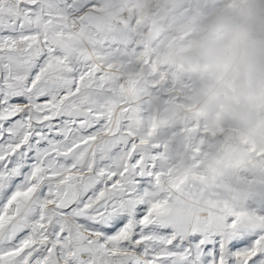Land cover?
Returning <instances> with one entry per match:
<instances>
[{"label": "snow or ice", "instance_id": "1", "mask_svg": "<svg viewBox=\"0 0 264 264\" xmlns=\"http://www.w3.org/2000/svg\"><path fill=\"white\" fill-rule=\"evenodd\" d=\"M122 2L0 0V264H264V132L230 149L192 119L181 169L145 103L172 45L113 22Z\"/></svg>", "mask_w": 264, "mask_h": 264}, {"label": "clouds", "instance_id": "2", "mask_svg": "<svg viewBox=\"0 0 264 264\" xmlns=\"http://www.w3.org/2000/svg\"><path fill=\"white\" fill-rule=\"evenodd\" d=\"M106 14L125 27L139 16L130 30L138 43L160 37L172 45L162 73L172 87L165 90L167 99L153 97L160 126L179 129L192 119L213 124L230 149L239 147L244 125L255 124L264 132V0H123L118 10ZM135 76L143 91L154 83L143 68ZM184 77L190 83L177 86ZM231 97L238 104L219 117L218 104ZM185 155L191 156L190 143ZM190 167L186 160L181 169Z\"/></svg>", "mask_w": 264, "mask_h": 264}, {"label": "rangeland", "instance_id": "3", "mask_svg": "<svg viewBox=\"0 0 264 264\" xmlns=\"http://www.w3.org/2000/svg\"><path fill=\"white\" fill-rule=\"evenodd\" d=\"M147 105L146 111L154 110V115L157 114V106L149 101L145 102ZM155 107V108H154ZM160 134L163 137H167L170 139L169 144V152L170 155L176 160L179 167L182 166V164L186 160H190L191 156L185 155V146L188 143L185 138L179 133L177 128H167L160 126Z\"/></svg>", "mask_w": 264, "mask_h": 264}]
</instances>
